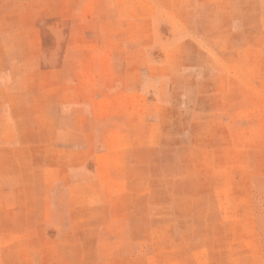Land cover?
I'll return each instance as SVG.
<instances>
[{"label": "rangeland", "instance_id": "1", "mask_svg": "<svg viewBox=\"0 0 264 264\" xmlns=\"http://www.w3.org/2000/svg\"><path fill=\"white\" fill-rule=\"evenodd\" d=\"M0 264H264V0H0Z\"/></svg>", "mask_w": 264, "mask_h": 264}, {"label": "crops", "instance_id": "2", "mask_svg": "<svg viewBox=\"0 0 264 264\" xmlns=\"http://www.w3.org/2000/svg\"><path fill=\"white\" fill-rule=\"evenodd\" d=\"M95 123H96V121H95ZM96 126V125H95ZM6 147H3V149H5Z\"/></svg>", "mask_w": 264, "mask_h": 264}]
</instances>
